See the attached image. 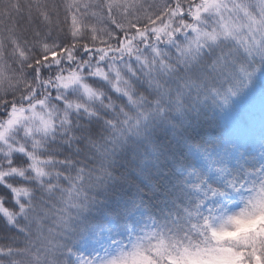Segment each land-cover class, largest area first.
Wrapping results in <instances>:
<instances>
[{"label":"snow or ice","instance_id":"snow-or-ice-1","mask_svg":"<svg viewBox=\"0 0 264 264\" xmlns=\"http://www.w3.org/2000/svg\"><path fill=\"white\" fill-rule=\"evenodd\" d=\"M258 80L264 0H0V264H264Z\"/></svg>","mask_w":264,"mask_h":264},{"label":"trees","instance_id":"trees-1","mask_svg":"<svg viewBox=\"0 0 264 264\" xmlns=\"http://www.w3.org/2000/svg\"><path fill=\"white\" fill-rule=\"evenodd\" d=\"M62 17L63 13H61ZM262 85L264 81L258 80L238 103L239 119L228 116L218 118V123H213L212 135L206 139L213 143L238 140L247 152L254 151L256 146L264 140V87Z\"/></svg>","mask_w":264,"mask_h":264},{"label":"clouds","instance_id":"clouds-1","mask_svg":"<svg viewBox=\"0 0 264 264\" xmlns=\"http://www.w3.org/2000/svg\"><path fill=\"white\" fill-rule=\"evenodd\" d=\"M262 150H264V140H262L256 146L254 151H250L247 153L248 159L246 160V163L248 165L254 164L256 162V158L259 157L260 152ZM242 195H246V193H242ZM229 199L231 201L230 203L228 201H224V200L217 201L214 203L223 204L224 208L230 209L233 212L239 211L240 207L243 206L240 195H234V196L230 197ZM109 207L113 208V211L111 213L112 215H117V214L122 215L123 214L122 209L116 208L111 204L109 205ZM224 208L217 209V214L219 215L224 210ZM103 219H104L103 216L93 215V216L89 217V219L85 223H86V226L89 227L90 229H94L96 232H102V229H105L107 227L106 225H104ZM102 234L106 235V232H102ZM85 235L87 236L88 233L86 232ZM78 248L81 252H83L89 256L92 255L94 250H99V249H94L93 245H91L85 241H80L78 244ZM99 251H101V255H103L102 250H99Z\"/></svg>","mask_w":264,"mask_h":264}]
</instances>
